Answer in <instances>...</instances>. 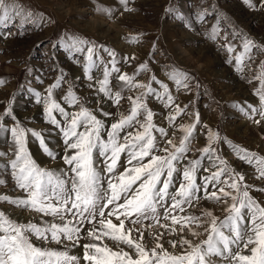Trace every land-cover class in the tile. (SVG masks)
<instances>
[{
	"label": "snow or ice",
	"instance_id": "obj_1",
	"mask_svg": "<svg viewBox=\"0 0 264 264\" xmlns=\"http://www.w3.org/2000/svg\"><path fill=\"white\" fill-rule=\"evenodd\" d=\"M119 2L128 10L129 0ZM0 8H5L3 0ZM7 18L5 10L0 19ZM87 53L86 74L96 66L94 48L88 47ZM110 55L111 68L105 67L102 79L97 81L98 91L112 104L120 105L125 98L123 91L138 90L135 97H127L130 102L127 112L117 116L103 108L89 109L71 91L63 100L69 106H77V110L67 111L53 97V89L59 84L50 86L46 96L37 99L44 105L47 122L62 133L65 169L53 171L38 165L28 150L27 138L34 137L43 152L55 159L45 138L35 131L29 133L16 122L10 107L0 111V132L12 138L6 166L16 189L25 194L17 198L0 195V201L51 218L40 223H20L0 211V264H81V261L84 264H215L213 257L230 259L231 264H264V207L249 195L247 185L243 184L244 175L220 160L211 145L202 149L201 158L188 157V142L199 123L198 114L192 122L179 125L180 137L174 133L169 136L164 128L153 123L154 113L148 108L146 97L153 96L166 105L172 103L168 86L155 76L150 77L151 82H136L137 73L119 74L122 84L113 90L110 75L120 70L116 67L115 54ZM139 71H148L147 66L142 65ZM88 78L91 80L92 76ZM169 78L177 85L187 79L178 72L171 73ZM152 83L163 91H157ZM260 104L259 112L249 107L251 113L258 112L264 117V92L260 93ZM181 112L177 106L167 117L169 124ZM105 117L113 119L106 122ZM9 123L15 126L9 128L6 126ZM154 133L167 139L158 140ZM208 139L213 140L211 132ZM237 151L249 164L255 160L260 177H264V158L243 149ZM122 155L126 156V163L121 161ZM203 157L209 159L210 167L201 171ZM99 164L104 166L98 167ZM5 183L0 180V184ZM202 199L223 205L224 215L216 216L200 208ZM194 207L199 209V214L189 211ZM161 208L163 220H170L171 226L160 222ZM145 220H152L168 235L177 236L167 243L179 250L169 251L164 246L161 242L164 232H149L152 238L149 246L143 228L136 227ZM189 235L194 240L188 239ZM202 236L205 238L200 239ZM32 237L62 247L38 246ZM106 239L114 247L105 243ZM81 240L87 242L81 244ZM75 247H82V256L71 254Z\"/></svg>",
	"mask_w": 264,
	"mask_h": 264
},
{
	"label": "rangeland",
	"instance_id": "obj_2",
	"mask_svg": "<svg viewBox=\"0 0 264 264\" xmlns=\"http://www.w3.org/2000/svg\"><path fill=\"white\" fill-rule=\"evenodd\" d=\"M3 4L5 8H0V17L6 10L8 18L0 19V80L3 81L0 84V111L10 107L16 122L29 133L35 131L45 138L55 159L43 152L38 140L30 135L27 138L28 150L38 165L55 171L49 162L42 165V160L37 157L41 156L63 165L62 169L67 167L62 158L65 154L62 133L47 122L44 105L37 102L38 97L46 96L50 86L59 84L53 89V97L67 111L77 110V106L64 103L63 98L69 91L89 109L99 107L117 116L130 109L127 97H135L138 90L123 91L125 98L120 105L112 104L98 91L97 81L102 79L105 67L111 68L113 57L110 53H114L120 71L110 75L113 90L121 86L118 75L123 73H137L136 82H151L150 77L155 76L166 84L172 96L171 105L153 96L146 97L148 108L154 113L153 123L164 128L169 136L174 133L175 137H180L179 125L192 122L198 114L199 123L188 142V157L201 158L202 149L211 145L220 160L244 175L243 184L247 185L249 195L264 207V177H260L255 160L249 164L237 151L243 149L264 158V117L258 114L260 93L264 92V0H129L128 10L119 0H3ZM92 20L100 22L101 26L93 27ZM80 40L86 44H76ZM203 45L210 47L209 54L200 53ZM88 47L94 48L96 66L86 74ZM77 48L83 51H77ZM215 56L219 58L220 67L211 66ZM142 65H146L148 71H139ZM222 68L235 77L234 83L224 75H217ZM177 72L187 77L182 85L169 78L171 73ZM88 75L92 76L91 80ZM233 84L239 85L247 98L233 97ZM152 86L163 91L155 83ZM177 106L182 112L169 124L167 117ZM249 106L258 112L251 113ZM33 107L39 110L37 117L41 122L19 116ZM54 115L60 119L58 113ZM104 119L111 122L113 118ZM45 125L51 130L46 131ZM6 126L15 125L9 123ZM55 132H58L61 151L54 150L50 144ZM209 132L213 134L211 141ZM154 135L158 140L167 139L161 138L159 133ZM11 147L10 134L0 132V180L6 181L0 184V195L23 197L25 194L16 189L10 168L6 166ZM121 161L126 163V156L122 155ZM204 167H210L207 157L202 159L201 171ZM197 182H200L199 174ZM199 207L216 216L224 215L223 205L213 200L202 199ZM0 211L20 223L51 219L6 201H0ZM189 211L199 214L196 207ZM159 212L160 222L171 226L170 220H163L164 209ZM23 216L27 220L20 219ZM136 227L143 228L149 246L152 244L149 232H164L161 240L164 246L169 251L179 250V247L172 249L167 243L178 237L168 235L154 221L145 220ZM187 238L194 240L190 235ZM32 239L38 246L62 247L54 242ZM86 242L81 240V244ZM105 243L114 247L110 240L106 239ZM122 247L128 250L126 246ZM71 254L82 256V247L73 248ZM213 260L215 264H231L230 259L222 257H213Z\"/></svg>",
	"mask_w": 264,
	"mask_h": 264
},
{
	"label": "bare ground",
	"instance_id": "obj_3",
	"mask_svg": "<svg viewBox=\"0 0 264 264\" xmlns=\"http://www.w3.org/2000/svg\"><path fill=\"white\" fill-rule=\"evenodd\" d=\"M84 4V3H83ZM92 26L93 27H95V26H97V27H100L101 26V23L100 22H96V21H94V20H92ZM90 23V24H91ZM193 40H195V41H197V39H193ZM199 41V40H198ZM0 47H1V44H0ZM210 47L209 46H204L203 45V47L201 48V52L200 53H202V52H204L205 54H209L210 53ZM218 57H216L215 56V60L211 63V66H213L214 68L215 67H220L219 66V62H218ZM219 74H217V75H221L222 77H223V75H224V77L229 81V82H233L234 83V81H235V77L232 75V74H230L229 73V71L228 70H226V69H224V68H222L221 70H220V72H218ZM221 76H219V78L221 77ZM231 92L233 93V97H235L236 95H241L242 97H245V98H247V95L245 94V91H243L242 90V88L239 86V85H234L233 84V87L231 88ZM38 112H39V110L36 108V107H33L32 109H30L29 111H27V113H23V114H20L19 116L20 117H27V118H30V117H32L34 120H36V121H42L40 118H38L37 117V114H38ZM39 127H41V126H39ZM46 129V131L48 130V131H50L51 129L47 126V125H45L44 126ZM52 133V132H51ZM57 135V136H56ZM58 140H59V138H58V132H55V135L51 138V142H50V144H51V147H55V149L54 148H52V149H54V150H56V151H61V149H59V147L61 146V144L58 142ZM37 153V152H36ZM37 157H39V159H41L42 160V165L43 164H48V162L49 163H51V168L52 169H54L55 171L56 170H58V169H62L64 166L63 165H60L59 163H56V162H50V161H48V160H46V159H44V158H42L41 156H37ZM56 167V168H55ZM20 219H24V221L25 220H27V219H25L24 218V216L23 217H21ZM20 221H22V222H24L23 220H20Z\"/></svg>",
	"mask_w": 264,
	"mask_h": 264
},
{
	"label": "crops",
	"instance_id": "obj_4",
	"mask_svg": "<svg viewBox=\"0 0 264 264\" xmlns=\"http://www.w3.org/2000/svg\"><path fill=\"white\" fill-rule=\"evenodd\" d=\"M49 138V137H48Z\"/></svg>",
	"mask_w": 264,
	"mask_h": 264
}]
</instances>
